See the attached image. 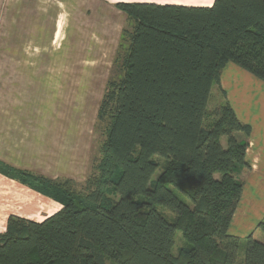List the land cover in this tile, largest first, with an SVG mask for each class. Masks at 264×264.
I'll return each mask as SVG.
<instances>
[{
    "label": "trees",
    "instance_id": "trees-1",
    "mask_svg": "<svg viewBox=\"0 0 264 264\" xmlns=\"http://www.w3.org/2000/svg\"><path fill=\"white\" fill-rule=\"evenodd\" d=\"M117 7L130 22L99 110L107 128L90 192L0 161L4 176L66 197L55 193L58 211L42 221L8 218L0 264H236L240 250L244 264H264V242L228 232L243 189L236 174L248 168L249 143L238 134L250 136L251 126L229 102L207 110L227 63L264 81V0ZM177 230L187 247L173 255Z\"/></svg>",
    "mask_w": 264,
    "mask_h": 264
},
{
    "label": "crops",
    "instance_id": "crops-1",
    "mask_svg": "<svg viewBox=\"0 0 264 264\" xmlns=\"http://www.w3.org/2000/svg\"><path fill=\"white\" fill-rule=\"evenodd\" d=\"M214 1L0 0V161L53 180L84 181L87 175H73L79 145L46 149L42 136L48 120L57 116L56 103L77 92L80 69L112 68L130 22L117 4L211 6ZM217 88L222 101L251 126L250 136L239 134L249 143L248 168L236 174L243 189L228 232L255 238L264 220V81L229 62ZM64 159L71 163L68 171L48 172L49 165L61 167ZM47 204L29 187L0 174V230L11 215L42 221Z\"/></svg>",
    "mask_w": 264,
    "mask_h": 264
},
{
    "label": "rangeland",
    "instance_id": "rangeland-1",
    "mask_svg": "<svg viewBox=\"0 0 264 264\" xmlns=\"http://www.w3.org/2000/svg\"><path fill=\"white\" fill-rule=\"evenodd\" d=\"M80 57L83 58L85 56L80 53ZM80 67H84V65L81 64ZM112 69L113 66L108 70L99 67L96 69H80V85L77 87V92H75L74 89V96H72L71 99H68L67 96H64L60 101L56 103L57 109H54V112L58 110L57 116L54 117L51 121L50 119L48 120V133H45L42 136L44 140L43 147L46 149L57 147L58 145L62 144H72L74 146L79 145L77 155L78 157L73 158L72 160L73 162H76V165L78 164L77 170H75L73 173V175H75L77 179L84 178L86 175L87 178L95 177V175L97 174V171L94 168L96 167V165H98V162L101 158L100 150L103 142L105 141V132L107 128V120L100 123L98 116L107 85L110 78L112 77ZM223 104H225V101H222V95L218 92L217 85H214L208 101L207 110L209 111V113H212ZM210 120L211 119L205 120L204 126L206 128H208V126L210 125ZM240 140H243V138H241ZM223 142V144H225V141ZM138 149L139 147H137V150ZM159 162L160 166L152 178L153 182L158 179V176H160V174L164 170V161L159 158ZM70 167V161L68 159H64L62 161L61 167L49 165L47 169L49 173L54 174V171H61L62 169L68 171ZM87 170L89 175L87 174ZM87 178L82 182L72 180L73 183H67L69 188L71 189L70 191L80 195L88 194L90 190L88 184L86 185ZM29 188L32 190V193L35 192L41 195L42 200L46 199V201L48 202L45 210L46 212H42L40 216L42 220L58 211V209L54 206V202L57 201V203H60L61 200H64L66 198L65 189L64 191H58L52 188L54 189L52 192L49 188L48 196H46L32 189L31 187ZM64 188H66L65 185ZM173 190L179 198L190 204V206H193L190 199L186 198L180 191L175 189ZM55 193L61 200L58 199ZM158 209L169 219L173 218L174 213H172L171 211L162 207H158ZM255 238L261 242H264L263 227H258ZM184 247H187V242L183 238L182 231L177 230L175 234V244L172 251L173 255H178L180 249ZM244 262L245 253L244 250H240L238 253L236 264H244Z\"/></svg>",
    "mask_w": 264,
    "mask_h": 264
}]
</instances>
